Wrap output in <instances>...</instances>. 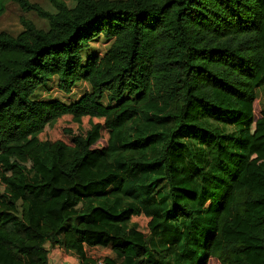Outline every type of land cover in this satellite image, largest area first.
<instances>
[{"label": "trees", "instance_id": "1", "mask_svg": "<svg viewBox=\"0 0 264 264\" xmlns=\"http://www.w3.org/2000/svg\"><path fill=\"white\" fill-rule=\"evenodd\" d=\"M17 1L48 27L0 32V264H50L56 247L80 264H156L153 233L181 221L190 264H264V0ZM100 37L105 54L84 56ZM53 79L90 89L40 100ZM146 164L164 215L128 186Z\"/></svg>", "mask_w": 264, "mask_h": 264}, {"label": "rangeland", "instance_id": "2", "mask_svg": "<svg viewBox=\"0 0 264 264\" xmlns=\"http://www.w3.org/2000/svg\"><path fill=\"white\" fill-rule=\"evenodd\" d=\"M30 4H37L44 8L48 12L56 13L53 5L48 0H26ZM69 6H73L72 0H65ZM23 21H30L34 23L40 29H47L48 24L45 19L38 17L33 12H26L22 5L17 0H0V32H7L12 35H18L24 29ZM109 48V42L105 41L103 37H100L94 42H91L89 49L84 51V56L98 54L103 56ZM90 89V86L85 82L77 84L72 92L66 94L61 92L57 87L55 79L48 83L47 87H44L37 91L36 95L40 100H60L64 103H72L78 100L85 92ZM259 101L264 105V85L258 90L256 89ZM43 161L46 164H50V157L48 154L47 146H43ZM120 173L118 172L117 175ZM162 173L155 169L153 165L146 164L141 171H133L130 174L128 180V186L132 193L137 197V200L145 209L150 211V204L157 211L164 215L167 207L169 206V200L167 190L162 182L158 179L162 177ZM23 183H35L40 180L39 176L34 172L25 171L21 177ZM1 200H7L6 195L0 194ZM102 205L101 202H90L87 205L85 213L88 214L94 207ZM205 212L200 214V218L196 220V226L201 229H205L207 222L205 220ZM76 219H73V223H76ZM187 221H181L177 224L165 223L158 230V235L153 233L149 243V255L148 259L152 263L156 264H190V259L185 255L187 236ZM194 230V229H193ZM49 248V245H47ZM61 248V247H60ZM196 248V247H195ZM62 249V248H61ZM60 258L50 252V264H80V260L75 253H69L65 249L58 251ZM197 253L201 254V247H197ZM166 257V259H163ZM100 264V263H99Z\"/></svg>", "mask_w": 264, "mask_h": 264}, {"label": "crops", "instance_id": "3", "mask_svg": "<svg viewBox=\"0 0 264 264\" xmlns=\"http://www.w3.org/2000/svg\"><path fill=\"white\" fill-rule=\"evenodd\" d=\"M58 251H62V249L59 248V247H56V248H54V249L52 250V253L55 254V255L57 256V259L60 258V255H59V252H58ZM69 253H73V252H69Z\"/></svg>", "mask_w": 264, "mask_h": 264}, {"label": "built area", "instance_id": "4", "mask_svg": "<svg viewBox=\"0 0 264 264\" xmlns=\"http://www.w3.org/2000/svg\"><path fill=\"white\" fill-rule=\"evenodd\" d=\"M100 264H103V263H100Z\"/></svg>", "mask_w": 264, "mask_h": 264}]
</instances>
